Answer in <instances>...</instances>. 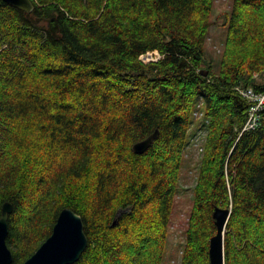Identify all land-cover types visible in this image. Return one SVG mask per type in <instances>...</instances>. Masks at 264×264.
I'll return each mask as SVG.
<instances>
[{"label":"trees","instance_id":"trees-1","mask_svg":"<svg viewBox=\"0 0 264 264\" xmlns=\"http://www.w3.org/2000/svg\"><path fill=\"white\" fill-rule=\"evenodd\" d=\"M213 1L31 0V18L0 1V213L11 204L12 264L65 208L88 241L74 264H164L193 127L205 134L180 264H210L216 208L231 212L224 264H264V109L245 128L250 103L238 92L264 93V0L232 1L216 69L205 54ZM151 51L161 58L142 63Z\"/></svg>","mask_w":264,"mask_h":264},{"label":"water","instance_id":"water-1","mask_svg":"<svg viewBox=\"0 0 264 264\" xmlns=\"http://www.w3.org/2000/svg\"><path fill=\"white\" fill-rule=\"evenodd\" d=\"M0 1L21 10L27 18H31L34 9L31 0ZM32 21L37 23L39 19ZM47 25L52 34L57 36L56 20L54 18L47 20ZM156 136L157 132L135 144L133 146L134 153L143 154ZM11 213V204L4 203L0 213V264H12L13 261L12 252L6 244L8 218ZM230 213L229 209L216 208L212 214L216 233L209 241L208 257L210 264H224V232ZM69 221L72 222L71 228L68 226ZM87 244L81 217L69 208H65L59 213L50 236L22 264H74L85 251Z\"/></svg>","mask_w":264,"mask_h":264},{"label":"rangeland","instance_id":"rangeland-1","mask_svg":"<svg viewBox=\"0 0 264 264\" xmlns=\"http://www.w3.org/2000/svg\"><path fill=\"white\" fill-rule=\"evenodd\" d=\"M233 0H214L213 9L210 14L211 27L205 43V54L212 62L213 69L219 64L220 56L226 38V28L222 27L225 16L231 9ZM154 61L156 56L153 55ZM158 59V58H157ZM199 127H193L189 133L191 143L183 153L184 164L179 179V194L177 206L173 211L170 224V234L167 241V253L164 264H180L181 252L184 245V231L188 215L191 209L193 188L196 182L197 164L199 162L200 150L198 142L203 140L205 131Z\"/></svg>","mask_w":264,"mask_h":264},{"label":"built area","instance_id":"built-area-1","mask_svg":"<svg viewBox=\"0 0 264 264\" xmlns=\"http://www.w3.org/2000/svg\"><path fill=\"white\" fill-rule=\"evenodd\" d=\"M141 58L146 61H153L154 59L152 58V54H147L145 56H141ZM241 94L243 96L248 97L249 99L252 100L253 103H255V106L251 107L250 109V115H249V119L245 125V128H254V125L256 124L257 121V115L256 113L258 112V110L264 105V96H256L253 95L251 91H247V92H241Z\"/></svg>","mask_w":264,"mask_h":264},{"label":"snow or ice","instance_id":"snow-or-ice-1","mask_svg":"<svg viewBox=\"0 0 264 264\" xmlns=\"http://www.w3.org/2000/svg\"><path fill=\"white\" fill-rule=\"evenodd\" d=\"M68 226L71 228V226H72V222L71 221H69V225Z\"/></svg>","mask_w":264,"mask_h":264},{"label":"bare ground","instance_id":"bare-ground-1","mask_svg":"<svg viewBox=\"0 0 264 264\" xmlns=\"http://www.w3.org/2000/svg\"><path fill=\"white\" fill-rule=\"evenodd\" d=\"M250 129V128H249ZM247 130V129H246Z\"/></svg>","mask_w":264,"mask_h":264}]
</instances>
